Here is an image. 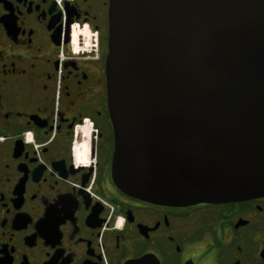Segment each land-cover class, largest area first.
<instances>
[{
  "label": "flooded vegetation",
  "instance_id": "obj_1",
  "mask_svg": "<svg viewBox=\"0 0 264 264\" xmlns=\"http://www.w3.org/2000/svg\"><path fill=\"white\" fill-rule=\"evenodd\" d=\"M110 0H0V264H264V195L163 204L113 177Z\"/></svg>",
  "mask_w": 264,
  "mask_h": 264
},
{
  "label": "water",
  "instance_id": "obj_2",
  "mask_svg": "<svg viewBox=\"0 0 264 264\" xmlns=\"http://www.w3.org/2000/svg\"><path fill=\"white\" fill-rule=\"evenodd\" d=\"M108 21L116 183L163 204L263 196L264 0H110Z\"/></svg>",
  "mask_w": 264,
  "mask_h": 264
}]
</instances>
